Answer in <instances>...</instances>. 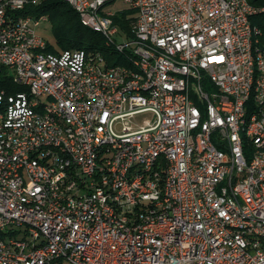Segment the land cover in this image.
Listing matches in <instances>:
<instances>
[{"label":"built area","instance_id":"1","mask_svg":"<svg viewBox=\"0 0 264 264\" xmlns=\"http://www.w3.org/2000/svg\"><path fill=\"white\" fill-rule=\"evenodd\" d=\"M68 1L126 38L127 51L144 56L150 80L142 82L139 71L136 81L123 83L129 72L100 52L47 51L37 27L48 16L31 12L29 0H0V264H264V241L251 233V225L264 230V159L240 157L234 125V117L254 111L252 131L264 144L261 28L257 105L243 100L248 13L264 8L253 10L249 0H122L135 10L131 31L140 41H132L113 21L119 10L101 8L105 0ZM16 36L25 44L6 49ZM145 37L188 57L194 70L161 60ZM65 59L82 68V77L65 71ZM148 84L157 91L142 93ZM195 98L208 103L214 121L200 132V158L191 161ZM47 107L61 108L74 132L50 119ZM219 142H231L233 152ZM65 150L78 156L80 171ZM156 154L163 161L149 173L131 175L134 163ZM165 173L180 177L179 192ZM224 173H231L230 186H222ZM57 186L66 193L57 194ZM174 196H181L180 208H173Z\"/></svg>","mask_w":264,"mask_h":264},{"label":"bare ground","instance_id":"2","mask_svg":"<svg viewBox=\"0 0 264 264\" xmlns=\"http://www.w3.org/2000/svg\"><path fill=\"white\" fill-rule=\"evenodd\" d=\"M70 3L75 10H77L81 16V20L84 25L90 27L93 30L101 32L104 36L105 42L109 46H113L117 49L124 60L121 64L122 70L125 72L123 75V83H131L137 80V74L142 71V82H149L150 71L143 70L144 56H138L133 54L132 51H127V45L116 41L115 36L111 31V27L96 23L85 16L80 6H76L73 1L65 0ZM115 0L101 1V8H105V5ZM40 4V0H29V5ZM264 8V7H261ZM253 10H260V7L254 6ZM257 14V12L248 13V23L246 29V39H248V68H249V80L248 87L243 91V100L246 105H257V95L259 91V79L261 71L260 62V43L256 39L259 36V26L253 25L251 22V16ZM133 33L132 41H140V34L137 31H131ZM130 38V37H129ZM25 44V36H16L14 42H6V49H14V45ZM145 47L150 50H159L160 59L165 62H178L179 66L184 70H194V63L188 59V57H179V54H173L168 51L167 45H159L157 40L152 37H145ZM101 57H104L101 54ZM111 67H118V63L111 65ZM65 71L72 72L74 77H82V68L77 67L73 59H65ZM157 91V84L142 85V93L153 94ZM162 94H172L171 86H161ZM11 97H19L18 89H10ZM37 105H45V96L36 97ZM195 111H199L198 121L196 123V131L191 132V161H198L201 151V135L200 132H204V129H208V121H214V114L212 108H208V103H203L202 98H195ZM47 116L53 119L60 126H65L66 132H74V123L72 119L65 118V114L61 108L47 107ZM29 115L21 114V123H28ZM234 125L238 127L236 129V137L239 141L240 157L251 158L253 160L264 159V144L255 139L253 129L255 125L254 111H246L242 117H234ZM3 136H11V129H3ZM219 149H226V152H233V145L231 142H219ZM65 159H69V163L73 171H80L79 158L76 154H72V150H65ZM163 161V154H156L151 156V161H144L134 163L131 167V175H138L139 173H149L153 169V163H160ZM231 173H224L222 175V186H230ZM165 181H171L172 192H179L182 188V181L180 177H173V173H165ZM0 182H4V174H0ZM66 193V186H57V194ZM181 196H174L173 208H180ZM219 227H226V219L218 218ZM251 233H256V238L264 241V230H258V225H251ZM0 237H6V229L0 227Z\"/></svg>","mask_w":264,"mask_h":264},{"label":"trees","instance_id":"3","mask_svg":"<svg viewBox=\"0 0 264 264\" xmlns=\"http://www.w3.org/2000/svg\"><path fill=\"white\" fill-rule=\"evenodd\" d=\"M249 1L254 6L264 7V0ZM29 10L36 15L45 14L48 16L56 43H51L48 40L47 51L59 53L65 49L83 48L90 52H100L110 65H115L118 62L123 63L124 59L121 53L113 46L106 44L101 32L84 25L79 12L67 1L46 0L40 4L31 5ZM112 18L122 30L128 33L130 38L133 37L131 27L135 19V10L124 8ZM251 22L261 28V38L264 42V11L252 15Z\"/></svg>","mask_w":264,"mask_h":264},{"label":"rangeland","instance_id":"4","mask_svg":"<svg viewBox=\"0 0 264 264\" xmlns=\"http://www.w3.org/2000/svg\"><path fill=\"white\" fill-rule=\"evenodd\" d=\"M122 8H126V4L122 0H115L113 2H109L105 5L106 10L117 11ZM37 31L42 34L47 40L51 43H56V38L52 31L51 24L48 21L42 22L38 27ZM115 39L117 42L122 43L126 41V38H121V36L116 35ZM143 118H150V114L141 115Z\"/></svg>","mask_w":264,"mask_h":264}]
</instances>
